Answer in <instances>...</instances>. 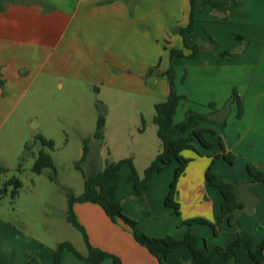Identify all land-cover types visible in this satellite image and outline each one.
<instances>
[{
    "label": "crops",
    "instance_id": "1",
    "mask_svg": "<svg viewBox=\"0 0 264 264\" xmlns=\"http://www.w3.org/2000/svg\"><path fill=\"white\" fill-rule=\"evenodd\" d=\"M191 8L192 28L182 36L178 28L187 25ZM184 40L198 50L189 57H171L170 48L191 53ZM221 51L232 54L222 56ZM170 66L174 89L185 96L176 107L174 122L189 110L206 115L197 126L205 130L203 137L210 145L193 140L198 153L182 151L191 160L176 182L178 214L164 204L175 164L150 174L148 214L134 199L126 163L118 171L115 197L122 211L150 236L181 238L188 228L183 221L202 217L218 225V232L214 234L208 225L190 226L197 247L224 246L238 231L248 234L254 246L264 238V182L250 184L246 164H257L264 171V0H235L217 8L200 7L197 1L191 7L189 0H0V130L35 80L59 87L84 83L96 95L112 90L119 95L116 99L126 93L130 100L136 95L154 105L168 94L170 83L163 73ZM234 92L242 105L239 118ZM99 101L105 106L104 100ZM138 112L145 127L138 135L128 130L129 138L119 143L135 146L124 157H131L135 168L139 156L148 161L147 166L162 148L152 122L154 112ZM31 123H36L35 118ZM115 130L125 133L122 128ZM223 152L235 155L232 163L215 158ZM210 165L220 180L234 186L243 204L234 225L216 220L222 195L205 178ZM73 211L92 246L117 255L122 264H159L134 240L130 229L112 221L100 205L75 202ZM84 246L85 251H79L83 255ZM53 250L0 214V264H53ZM167 262L197 264L186 247L173 249ZM58 264H111V260L89 263L64 249ZM210 264L228 262L215 255ZM236 264H254L243 244L236 248Z\"/></svg>",
    "mask_w": 264,
    "mask_h": 264
},
{
    "label": "rangeland",
    "instance_id": "2",
    "mask_svg": "<svg viewBox=\"0 0 264 264\" xmlns=\"http://www.w3.org/2000/svg\"><path fill=\"white\" fill-rule=\"evenodd\" d=\"M117 96L118 93L104 89L96 95L93 87L84 83L59 87L54 82L39 85L37 80L23 91L0 130V165L6 169L0 180L16 177L21 182L14 198L9 193L0 197V214L7 222L52 249L58 242L68 240L78 251H85L81 232L63 217L66 190L74 194L83 190V177L74 166L82 153V140L88 138L89 152L81 168L87 174L95 173L107 160L116 161L135 150V146L119 143L129 138L128 130L136 134L139 131L142 124L138 110L146 115L154 112V106L145 98L140 101L134 95L130 100L126 93L122 99ZM99 100H104L105 106H99ZM98 113L107 117L105 142L93 137ZM33 118L39 125L31 123ZM39 134L52 139V148L43 147L35 139ZM40 148L52 156L55 173L49 167L41 173L32 171ZM147 162L141 156L136 159L139 175ZM136 201L143 212L151 209Z\"/></svg>",
    "mask_w": 264,
    "mask_h": 264
},
{
    "label": "trees",
    "instance_id": "3",
    "mask_svg": "<svg viewBox=\"0 0 264 264\" xmlns=\"http://www.w3.org/2000/svg\"><path fill=\"white\" fill-rule=\"evenodd\" d=\"M110 1V0H105ZM192 7L194 2H198L200 7L211 6L220 7L226 5L228 2H235V0H189ZM192 8L189 14V21L183 28H178V31L182 36L185 32H188L192 28L193 23ZM240 37H238L239 39ZM184 46L191 49V53L184 55L181 49L170 48V56H182L189 57L193 55L197 50V45L188 46L184 40ZM220 55L230 57L232 51H221ZM153 69L150 68L149 72ZM169 80L170 88L167 96L158 102L154 103V115L152 122L156 125V134L161 141L162 148L150 161V163L144 168L143 174L139 175L136 170L132 158H122L116 161L107 160L104 167L93 174H87L81 168V163L86 159L89 147L87 145L88 138L82 140V153L80 158L74 163L76 169H78L83 177V190L79 194H74L70 190H66L67 208L65 212V220L72 224L82 234L84 243L87 248L85 255L81 254L73 244L68 240L60 241L56 244L52 256L53 264H58L60 261L61 253L64 249L72 252L75 257L80 260L89 263H99L105 258L111 260V264H122L121 259L106 250L92 246L83 226L78 222L76 215L73 211V204L75 202H93L101 206L104 212L114 222H121L126 225L136 242L144 246L158 261L159 264H168L167 256L173 249L178 247H186L190 251L191 258L197 264H210L212 257L215 255L221 256L228 264H236V248L243 244L246 248L247 254L254 264H264V238L261 239L256 245H252L250 236L246 233L238 231L236 236L231 239L224 246H215L212 249L206 247H197L194 234L190 231V226L193 224L208 225L212 228L214 234L218 232V225H215L202 217H191L183 221L188 228L181 238H174L170 235L164 236H150L142 232L135 219L129 217L122 211L121 202L115 197L117 189L118 171L122 164L126 163L129 167V173L127 181L131 183L134 197L142 204L148 206L147 190L150 186L149 177L152 172H161L164 168L175 164L174 174L168 185V191L164 198V204L167 207L172 208L174 214L179 213V203L177 201L176 182L184 172V169L188 162L191 160L189 157L182 155L184 150H193L198 153L195 145L192 143L196 140L202 146H209L210 143L203 137L204 129L197 126L199 119H204L206 115L198 113L196 111H187L184 118L179 122H174L173 115L180 100L185 96L179 94L174 89L173 85V69L170 66L163 73ZM0 86L2 81L0 80ZM96 88V87H94ZM233 99L237 101V118L241 116L242 105L237 100V95L233 93ZM97 104L101 106V102ZM213 106V103H209ZM105 118L102 113H98L96 118L95 129L93 137L97 140L103 139V127ZM141 127L139 130H143L145 127V120L141 119ZM213 132V130H210ZM35 139L39 140L41 145L52 148V139H47L43 135H36ZM218 143L221 145V139L218 137ZM25 148L28 149V145L25 144ZM223 158L228 163H232L235 155L230 152H223L215 158ZM49 167L55 173V165L52 156L44 148H40L35 156L32 171L35 173H41L42 170ZM5 168L0 165V175L5 172ZM246 171L250 177V184L264 182V171L258 168L254 163L246 164ZM53 178V177H51ZM205 178L209 185L218 188L222 195V202L219 211L216 216L218 224L223 220H226L228 225L235 224L236 214L242 209L243 204L238 201L235 196L234 186L230 183L220 180L211 169V165L205 172ZM21 186V182L16 177H10L5 181L0 180V197L9 193L11 198H14L18 193V189ZM145 213H148V209H144Z\"/></svg>",
    "mask_w": 264,
    "mask_h": 264
}]
</instances>
